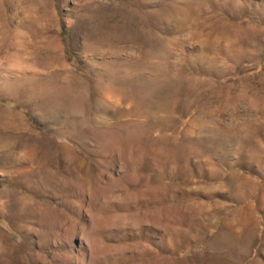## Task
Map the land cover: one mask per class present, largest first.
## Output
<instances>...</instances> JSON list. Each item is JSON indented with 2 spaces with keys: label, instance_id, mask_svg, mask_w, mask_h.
<instances>
[{
  "label": "rangeland",
  "instance_id": "rangeland-1",
  "mask_svg": "<svg viewBox=\"0 0 264 264\" xmlns=\"http://www.w3.org/2000/svg\"><path fill=\"white\" fill-rule=\"evenodd\" d=\"M0 264H264V0H0Z\"/></svg>",
  "mask_w": 264,
  "mask_h": 264
},
{
  "label": "bare ground",
  "instance_id": "bare-ground-1",
  "mask_svg": "<svg viewBox=\"0 0 264 264\" xmlns=\"http://www.w3.org/2000/svg\"><path fill=\"white\" fill-rule=\"evenodd\" d=\"M155 261V260H154Z\"/></svg>",
  "mask_w": 264,
  "mask_h": 264
}]
</instances>
